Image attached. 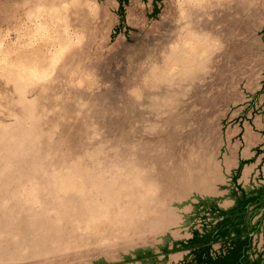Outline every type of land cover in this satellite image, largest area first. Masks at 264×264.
I'll return each instance as SVG.
<instances>
[{
  "label": "rangeland",
  "instance_id": "1",
  "mask_svg": "<svg viewBox=\"0 0 264 264\" xmlns=\"http://www.w3.org/2000/svg\"><path fill=\"white\" fill-rule=\"evenodd\" d=\"M0 264H264V0H0Z\"/></svg>",
  "mask_w": 264,
  "mask_h": 264
}]
</instances>
